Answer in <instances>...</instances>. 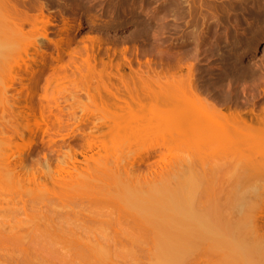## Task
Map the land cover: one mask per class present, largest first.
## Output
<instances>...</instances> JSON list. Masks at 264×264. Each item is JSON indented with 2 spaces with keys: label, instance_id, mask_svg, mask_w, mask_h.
Wrapping results in <instances>:
<instances>
[{
  "label": "bare ground",
  "instance_id": "obj_1",
  "mask_svg": "<svg viewBox=\"0 0 264 264\" xmlns=\"http://www.w3.org/2000/svg\"><path fill=\"white\" fill-rule=\"evenodd\" d=\"M80 1L65 2L70 6L71 14L64 17L58 38H55L50 36L49 29L57 22L50 13L52 8L47 7L48 4L46 5L43 0H37L38 3L31 0H0V70L12 71V51L10 50L16 37L25 35L32 36L33 41L29 44L28 50L42 55L41 64L44 67L50 64L46 62V56L52 50L43 46V43L38 44L39 38H45L55 44L57 48V54L54 57L55 65L63 66L61 59L65 53L70 52L69 47L76 40L84 42L86 59L90 55H93L95 60L99 59L98 50L101 42L105 40L104 37L88 34L81 36L80 39L77 38L78 31L83 25V17L78 14ZM231 2L227 3V8L238 7L243 14L246 7L249 14L256 12V16L262 17L264 22V9L258 6L257 0L244 1L245 3L243 0H238L236 8H232ZM242 3L246 6L242 7ZM222 6L225 9L224 4ZM31 7L37 8L38 11L30 12ZM116 7L110 10L108 15H114L117 11ZM210 7L213 5H209V9ZM129 9L131 13H135L134 15L139 14L136 13L138 9L139 12H154L145 7L144 1L133 4ZM211 11H215V7ZM223 11H229V8ZM204 13L200 14L203 19L201 25L207 24L205 18L208 15L213 14V17L216 14L210 11H208L210 14ZM121 15L119 13L116 16ZM155 15L159 18L160 11ZM247 15H243V21L247 20V24L242 23L240 30L233 29L235 32L232 35L228 29L229 26H226L220 37L231 39L232 45L234 42H237L235 44L244 42V50L245 48L253 49L255 52L254 44L257 43V35L263 26H259L257 21L256 24L255 20L249 21ZM94 23L91 21L89 25L93 26ZM237 24L240 25L241 22ZM27 25L29 29H26ZM203 31L204 28L198 31L194 26L193 32L191 31L192 39L196 42L200 41L199 39H205L207 33ZM213 34L216 33L213 32ZM218 37L217 41L221 40ZM221 46L219 45L220 48ZM219 47L211 46V50ZM128 50L127 45L123 46L118 53L121 56L115 62L113 56L117 54V50L110 52L107 47L106 57L102 58L103 64L105 66L110 64L117 71H108L107 80L97 85V91L86 90L88 102H78L84 109L79 120H76L75 109L69 113L62 110L55 95H42L47 101L51 114L45 113V108L41 107L32 96L26 98L24 102L17 96L10 102V116L12 115L10 119L13 123L6 124L10 127L9 130H2L0 125V135L3 138L12 139L20 133L29 131L31 120H34L38 124L37 131L41 139L52 132L57 133L58 137L65 141L67 137H74L77 129L76 126L67 124L64 120L65 113H68L67 120L73 118L75 124L81 121L88 124L92 113H103L107 117L112 115L115 119H119L118 124H115L113 128L104 122L94 123L93 126L98 129L104 125L108 126L121 145L113 152H108L100 161L94 157V154L105 149L102 145L104 140L100 139V134L95 132L93 126H90L88 130L79 129L78 131L84 135V141L77 146L68 143L70 147L64 153V157L59 159L58 165L41 166V169L37 166L38 164L29 166L26 159L17 154L13 147L6 148L0 156V177L4 174L11 176L16 189L12 188L9 192L13 198L19 197L22 205L0 210V240L4 241L0 243V246L11 243L8 240L22 237L46 238L64 235L77 242L76 246L82 251L80 253L85 259H89L87 260L90 264H104L110 258L112 260L114 252L128 251L130 253L135 250H151L153 259L149 264H193L197 260L201 263L199 259L204 257L208 258L212 264L214 258L220 260L218 264H226L228 261L264 264V221L262 220L264 216L260 219L259 207L256 204L253 205L254 202L248 198L252 190L244 188L248 185H257L254 181L246 180V177L251 178L253 175L264 177V154L260 155L254 150L255 143L229 146L225 136H218L214 131V129L225 131L230 126L237 127L236 125L245 123L247 119L250 120H247L248 123L264 122V100L261 101L263 105L260 106V103L256 105L260 108L255 109L256 106L247 108L244 103L248 96L247 99H243L244 96L241 93V100L237 99V96L238 102L236 104L233 102L234 107L230 104L232 95L236 94L233 92H237L235 84L238 81L234 83L233 80H239L240 83L247 81L248 77L255 80L256 78L260 80L259 77L263 79L264 73L259 72L263 66L260 67L254 62L246 63V60L234 66H229L227 62V65L224 63L217 68L211 65L212 63L207 66L201 65L203 73L200 77L205 78L197 80L200 77L196 78L195 70L200 67L196 68L197 65L194 66V61L192 62L191 59L185 62L186 58L182 51L164 52L169 59H174V62L167 58L168 60L164 61L165 66L158 69L152 67L150 60L147 59L145 61L148 64H144L143 68L139 66L144 63L141 59L138 60V67L133 66L132 59L127 56ZM199 50L196 44L194 51H190L188 56L190 58L195 55L200 56L199 53L197 54ZM73 52L78 54L79 50L74 49ZM227 52L229 51L227 50L226 54ZM218 54L220 53L217 52L215 55ZM32 57L36 59L35 56ZM218 58H215L216 61ZM223 59L222 55L219 61ZM85 62L90 64L89 60ZM197 62L199 63L200 59ZM126 65L131 66V71L127 73ZM184 65L188 69L185 73ZM65 66L67 65L64 64ZM112 75H117L121 83L113 82ZM243 85L241 83L243 87L241 88L245 92V86L248 85L244 82ZM236 89L239 90V88ZM241 91L239 90L237 94ZM73 97L78 100L80 95L76 94ZM149 97H151L150 101L141 102L143 98ZM4 102L5 98L0 94L1 107ZM53 107L61 110L54 111ZM50 115L53 116L52 121L55 124L53 128L47 126ZM62 129L65 131L62 132ZM52 133L48 136L50 143L57 137L52 136ZM177 150L183 152L187 163H184L185 166L180 171L166 170L167 166L171 165ZM157 154L160 158L153 161L151 168H146V161ZM195 161H198V164ZM207 168L213 171L231 170L236 180L230 182L231 184L223 183L221 196L208 194L206 189L208 184L199 179L200 172L207 171ZM167 171L168 173L165 174ZM47 183L57 187L54 192L49 191L46 187ZM18 186L20 187L17 188ZM229 186L233 187L229 188ZM254 192L257 190L254 189ZM7 195L8 193L0 191V200ZM104 201L118 212L116 221L95 219L94 223L88 226L89 229L83 230L86 228L83 221L87 217L99 215L101 211L97 203ZM105 213L109 214V212ZM112 224H118L122 231L135 230L131 232V236H136L142 240V243L137 247L124 245L122 250L100 244L101 242L80 243V239L108 234V226ZM148 243L151 246L145 249ZM20 249L31 256L43 253L42 247L31 250L26 245ZM31 256L23 260L17 258L15 262L16 264H34ZM131 256H134V253ZM131 261L124 264H133Z\"/></svg>",
  "mask_w": 264,
  "mask_h": 264
},
{
  "label": "rangeland",
  "instance_id": "obj_2",
  "mask_svg": "<svg viewBox=\"0 0 264 264\" xmlns=\"http://www.w3.org/2000/svg\"><path fill=\"white\" fill-rule=\"evenodd\" d=\"M31 1L32 2L34 1V3L37 2V0H31ZM141 1H144L145 7H147L150 10H154V12L153 11L139 12L140 10L138 9V12H136L139 13L138 15L137 14L134 15L135 13H131L129 8H131L133 4H139ZM198 1L199 0H81L79 3L80 7L78 8L79 9L78 14H80L83 17V25L82 28L78 31L77 38L80 39L81 36L88 34L91 35L97 34L105 38V40L101 42L100 48L98 50V55L100 58L97 60L94 59L93 55H90L88 59H86L85 56L87 52L83 48L84 42L82 40L79 41L76 40L71 43L69 47L70 52L65 53L63 55V58L61 59V65L63 64V66L55 65L54 57L57 54V48L55 47V44L53 42L47 41V39L45 38H39L37 39L38 44L43 43V46L45 47L47 46L49 50L50 49L52 50L51 53H47L48 55L46 56V62H49L50 64L44 67V65L42 66L41 64L42 55L37 52L32 53L31 51L28 50L29 44H31L33 41L32 36L25 35V36L16 37L12 49L10 50L12 51L11 53V62L13 64L12 71L9 69L0 70V94L2 95V97L5 98V102L2 104V107L0 106V117L3 116L0 118V125L2 126L1 129L9 130L10 127L7 126L6 124L10 125L11 123H13V120L10 119V117L12 116V115L10 116V102H12L13 99L17 96L21 98L22 102H24L28 97L31 96L34 97V99L37 100V103L41 107L45 108V113L49 112L51 114V112L47 107V101L42 95L43 94L47 96L55 95L57 100L59 101L62 110L63 111L65 110L66 112L69 113V111L75 109L76 120H79L84 113V109L82 105L78 104V102L80 101L88 102L86 90L97 91V85L101 84V82H103L104 80H107L108 71H112V72L117 71V69L112 68L110 64H107L106 66L103 64L102 58L106 57L107 47H109L110 52L117 50V54L113 56V61L115 62L119 58V56H121V54L120 55L118 54L119 50L122 49L123 46L127 45L129 47V50L127 51V56L130 59H132L133 66L138 67L139 61H137V59L138 60L147 59L150 60L149 62H151L150 64H152L151 65L152 67L158 69H161L160 67L162 66L164 67L165 66L164 61L165 60L167 61L169 59L167 57V54H165L166 51L167 52L169 50H171L172 52L175 51L174 53L182 51L184 57L186 58V60H188V61L185 60V62H189L190 61L189 59H191L192 62L194 61V66L197 65L196 68L198 66L200 67L198 68L200 70L194 69L196 71L195 74L196 78L200 77V75L203 73V70H201V65L207 66V64H211V63H212L211 65L217 68L219 67V65H223L224 63H225L224 65L229 64V66L230 65L234 66V65L242 64L246 61H247L246 63L254 62L257 65H260V67L263 66L261 67V71H259L263 74L264 73V22L262 17L256 16V12L255 13L253 12L251 14L248 13L247 8L245 7L246 5L243 4L245 3L244 1L247 2L248 0H243L242 7L245 5L244 6L245 12H243V14L240 13L242 12V10L237 7L238 5L236 3L238 0L237 1L236 0H201L202 3L200 1L199 3ZM229 1L230 2L235 1L234 3L231 2V4L233 5L232 8L237 7L238 9H240V11L237 8L230 9V7H228L229 11H223L228 9L227 3H229ZM257 1L259 3L258 6L260 5L264 9V0H257ZM43 2L46 3V5L48 4L47 7H49L50 9L52 8L51 9L52 11L50 13H52L51 15L52 18L54 17L55 19L54 21L57 22L50 26L51 29H49L50 31L49 34L51 37L58 38V32H60L59 30L60 27L63 26L62 22L64 21V17L65 16L67 17L71 14V8L68 4L65 3L67 2V0H43ZM222 4H224L225 9L222 6ZM209 5L210 6L213 5V7H210L209 9ZM115 6H117L116 7L117 11H115V14L108 15L109 11L114 9ZM214 7H215V11H211L212 8L214 10ZM31 8H30V12L32 11L36 13L38 11V9L35 7H31ZM205 9L207 12L205 11ZM158 11H160L161 13V16H159V18L157 17V15H155ZM204 11L205 13H208V11H210L211 13L216 12V14H214V16L212 17L213 14L211 15L210 13H208L210 14V16L208 15L209 17L207 16L208 18L207 17L205 18L207 24L201 25L203 19L201 18L200 14L201 12L204 13ZM45 12H47L46 8H45ZM119 13L122 15L116 16ZM239 14L241 15L239 16ZM244 14L246 15L248 14L247 19H249V21L255 20L256 24L258 22V25L260 24L259 26H263L261 31L257 35L258 37L257 43L254 44V46L256 45L255 52L253 49L245 48L244 50L243 47L244 42H239V44H235L237 42H234V44L232 45L233 42H231L232 41L231 39H225V38L222 39L220 37L223 34L222 31L225 30L226 26L227 27L229 26L228 29L229 31H231L230 34L233 35L234 34L233 32H235L237 28H239L240 30L242 23L243 25H246L247 20L245 22L243 21ZM236 18L239 21H237ZM91 21L95 22L93 26L89 25ZM240 22H241L240 25L237 24ZM218 23L225 26L222 25L220 26ZM214 24L217 25L215 26ZM194 26L198 31H201L204 28L203 32L205 34L207 33L205 38L207 42L205 39H199L200 41L198 42L192 39L191 31L193 32ZM29 28L30 27L27 25L26 29ZM212 28L215 30H213ZM213 32H215L217 35L213 34ZM212 34L213 37H211ZM217 36H219L218 38H220L221 40L217 41ZM86 42L88 43L89 40H86ZM195 43L198 44V47L200 49L199 51H197V54L199 53L200 56L197 55L194 56L195 58L197 57V59H195L194 57L190 58V56H188L190 51L191 52L194 51V47L196 45ZM220 43H222L223 45ZM216 45H218V47L219 45L220 46L222 45L221 48L219 47L220 49L218 48L219 51L221 52H219L217 48L211 50V46H216ZM208 48L212 51L211 53L212 55L210 54L211 51L210 52L208 51L209 50ZM74 49H78L79 53L78 54L74 53L73 52ZM206 49L208 52L206 51ZM226 49L229 51L227 52V54H226L227 51ZM217 52L220 54L215 55L217 54ZM230 52L231 54H229ZM90 53H92V51H90ZM221 54L224 56V59L227 58L232 63H229L227 59H225L226 61L223 59V61L220 62L219 59L221 60V56H222ZM32 56H35L36 59L34 60ZM214 56L216 59L219 56L220 58H218V60L216 61L215 58H212ZM199 59L200 62L198 63L197 61ZM86 60H89L90 64L86 63L85 62ZM145 60L143 61L144 63H142V65H139L140 67L148 64V62H146ZM170 60H172L171 62H174V59H169V61ZM64 64H66L67 66L64 67ZM130 67H131L130 65H126L125 67L126 73L129 70L131 71ZM183 70L184 73L187 72L188 70L187 66L185 67L184 65ZM112 77H113V82L115 81L120 82L117 75L116 76L112 75ZM203 77H200V79L197 80H201V78ZM248 78L247 81L240 80L242 81L240 83L239 80L236 81L233 80L234 83L235 82L237 83L238 81V83L235 84V90L237 92L239 90L240 91L242 90L243 88L242 86H244L243 82L248 86H245L246 87L245 92H243V90L239 94H237V92H233L236 94L232 95V103H230L232 104V106L234 105L233 102L235 104L236 102H238V100H236L237 96H238L237 99L241 100V96H240L241 93H242L241 95L244 96L242 97L243 99L244 98L247 99L248 96L249 100L247 99L248 101L246 100V103L242 101L247 108H250L251 106L254 107L256 105H259V103L260 106L261 104L263 105L264 77L263 79L259 77L260 80L258 78H256V80L255 78H250L251 80ZM21 83H23V85ZM238 84L240 85L239 87ZM257 86L261 88H258ZM236 88H239V90ZM102 89L103 88L101 87V90ZM159 91H161V89ZM76 94L80 95V98L78 100L73 97ZM233 98H235V100H233ZM150 100L151 97L143 98L141 102L146 103ZM257 108L260 107L256 106L255 109ZM53 110L59 111L61 109L57 107H53ZM68 113L64 114V120L67 122L69 126H76L77 129L74 137H67L66 140L64 141L62 138L58 137L57 133L49 132L50 134L52 133V136L53 135L54 137L57 136L55 138L56 140L50 143V140L48 138L50 134L49 135L46 134L47 136H44V139H41V136L38 135V131H37L38 124L34 122V120H31L29 131L20 133L12 139L3 138L0 135V156L5 151L6 148L13 147L14 149H16L15 151L17 154H20V156H23L26 159L29 166H34L33 164H38L37 166L39 167V169H41V166H46V165L48 166L50 164L58 165L59 159H62V157H64L63 156L64 153L70 147L68 143L76 144L75 146H77V144L84 141V135H82L81 131H78L79 129L85 128L88 130L90 126L94 125V123H100V122L101 123L104 122L105 124L110 125V127L113 128L115 124H118L119 121V119H115V117H112V115L107 117L103 113H92L90 120H88L89 125L86 124L84 121L75 124L73 118L67 120ZM49 117H51V115ZM52 118L53 116L49 118L48 121L47 126L49 128H53V126L55 125L54 121H52ZM247 120L250 121L249 119ZM247 120L246 122L244 121L245 123L241 122L239 123V125H236L237 127L230 126L227 127L225 131L222 130L216 131L215 129L214 131L215 133H217L218 136H225V138L227 139L226 142L229 146H233L236 144L245 145V144L255 143L254 150H256L257 153L260 155L264 154V122L257 123L256 121L254 122L252 121L248 123ZM93 129L95 130L96 133L100 134V139L104 140L102 142V145L105 146V149L98 151L94 154V157H96V159H100L101 161L108 152H113L114 150H116V148L119 147L121 143H119L116 140V136L112 134V131L110 132L108 126L104 125L100 129H98V127L93 126ZM63 131L65 130L62 129V132ZM159 158L160 156L157 154L152 158L148 159L147 160L148 162L146 161L145 163V167L151 168L155 160H158ZM184 163L187 162L186 159H184L183 157V152L177 150L176 155L173 156L171 165L167 166L166 170L180 171L181 168L185 166ZM195 163L198 164V161H195ZM207 169H208L207 171L200 172L201 175L199 176V179L200 181H204V183L208 184L206 188L208 190V194H216L217 196H221L223 192L222 189L223 183L231 184L230 182H234V180H236L235 179L236 176L232 175L231 170L224 169L222 171L219 170L213 171L209 168ZM166 173H168V171L165 172V174ZM246 180L254 181L255 184H257L256 186L248 185L245 186L244 188L252 190L248 198L254 202L253 205L256 204V206L259 207L258 211H260L259 216L261 219V217L264 216V177L263 176L256 177L253 175V177L251 178L246 177ZM233 186H229V188ZM19 187L20 186H18L17 188ZM46 187L49 188V191H53V192L54 189L57 188L55 186L53 187V185L49 183L46 184ZM12 188L16 189L11 179V176L9 174L8 175L4 174L3 176H1L0 191L6 192L8 193V195L4 196V198L0 200V210L4 208L8 209L10 207L16 208V206L22 205V202L19 199V197L13 198L12 195L10 194L9 191ZM254 189L257 190V192H254ZM97 206L100 209L101 213L99 215H96L95 217H87L83 221L85 222L84 225L86 226V228H83V230L89 229L88 226L93 224L94 223L93 220L95 219L97 220L107 219L109 222H114L118 218V212L114 211V209L111 207L110 204H108V202L105 201L99 202L97 203ZM105 212H109V214H106ZM262 220L264 221V219ZM121 223L124 222L121 221ZM107 231L109 232L108 234L105 235L101 234L99 235V237L92 236L91 238L80 239L81 240L80 243L86 244L88 242L89 243L101 242L100 244L112 246L111 248L117 250H122L124 245L137 247L142 243V240L136 238V236H131V232H135V230L133 229H130L129 231H122L118 224H112L108 226ZM8 241H10L11 243L0 246V264L3 263L16 264L15 261L17 258L23 260L27 258V256H31L30 254L27 255L23 251H20L21 250L20 248L26 245H28V247H30L31 250H34L39 247H42L43 249L42 254H35L34 256H31L34 264H90V262L88 261L89 259L88 258H87L88 260L85 259L84 256L80 253L82 251L78 249V247L76 246L77 242L68 236H64V235L55 236V237L49 236L46 238H30L28 236V237H22L20 239L8 240ZM1 242L4 241L0 240V243ZM149 246H151L150 243L146 244L145 249H148ZM77 250L78 252H76ZM127 253L128 251H121L117 253L114 252L112 254L113 255L112 260L110 258L109 261L114 263L124 264L125 262L132 260L131 262H133V264H149L153 259V252L151 250H144V251L135 250L128 254ZM132 253H134V256H131ZM90 260L92 259L90 258ZM199 260L201 263H198L197 260L193 264H212V262H210V260L205 257L200 258ZM109 261L104 264H110ZM219 262L220 260L218 258H214L213 264H218ZM226 264H245V263L228 261L226 262Z\"/></svg>",
  "mask_w": 264,
  "mask_h": 264
},
{
  "label": "flooded vegetation",
  "instance_id": "obj_3",
  "mask_svg": "<svg viewBox=\"0 0 264 264\" xmlns=\"http://www.w3.org/2000/svg\"><path fill=\"white\" fill-rule=\"evenodd\" d=\"M140 60V59H139ZM141 60H145V59H141ZM137 61H138V59H137Z\"/></svg>",
  "mask_w": 264,
  "mask_h": 264
}]
</instances>
